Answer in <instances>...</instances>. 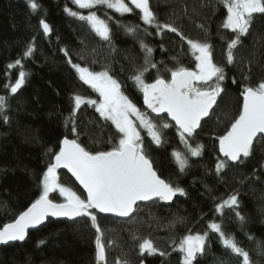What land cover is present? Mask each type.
<instances>
[{"label":"trees","instance_id":"16d2710c","mask_svg":"<svg viewBox=\"0 0 264 264\" xmlns=\"http://www.w3.org/2000/svg\"><path fill=\"white\" fill-rule=\"evenodd\" d=\"M36 2L40 9L33 12L28 0H0V96L6 100L0 113V226L11 222L38 198L42 174L52 158L49 149L58 151V142L64 135L73 138L65 128V119L73 107V94L97 98L79 80L69 59L94 71L109 69L142 111H145L142 94L129 78L144 65L141 41L153 48L151 59L159 70L149 68L145 73L147 82L158 74L168 78L167 69L177 66L172 57L187 67L193 63L185 41L176 33L167 30L158 33L154 27L145 25L136 14L139 10L121 15L106 6L79 9L72 0ZM65 7L84 15L95 12L108 24L110 41L102 40L86 22L69 16ZM150 7L160 23H172L185 37L211 44L214 62L225 67L227 79L223 83L227 95L218 99L215 114L202 121V128L193 140V146L203 145L202 155L189 156V167L184 172L179 171L171 156L173 150L183 151L175 128L162 130L160 146L152 143L145 131L141 132L156 170L174 186L184 188L187 195L177 196L170 203L140 204L128 219L98 215L107 264H116L118 259L129 264H181L182 254L175 250L173 241L178 243L189 230L208 232L206 251L198 256L199 264H241L239 258L223 247L218 234L208 228L211 222L221 224L225 234L234 236L257 264H264V255L258 254V249H264V142L254 143L252 155L242 158V163L228 162L221 173L215 171L218 160H224L217 151V137L226 131L237 113L242 76L250 75L253 85L264 80V20L255 21L251 34L243 38V46L235 50L234 64L228 65L226 45L233 34L222 27L226 10L217 0H150ZM41 19L49 24V35L43 32ZM135 25L139 26L135 34L125 30V26ZM145 29L151 34H146ZM30 45L34 49L32 56L22 60V70L27 74L25 84L12 94L5 85L15 83L21 68L8 65L21 59ZM232 79L238 83L233 84ZM4 116L8 117L7 122ZM76 120L83 146L90 151L111 148L108 141L114 126L100 118L93 107L82 106ZM57 174L63 186L84 196L65 172ZM232 194H238L239 206H225L217 212V205ZM52 196L56 202L61 201L58 194ZM237 211L243 221L237 217ZM134 235L141 240L151 239L166 255L159 252L140 255L139 241L133 239ZM95 237L88 218L48 219L44 225L30 230L25 241L0 247V264H96ZM41 240L45 243L39 244Z\"/></svg>","mask_w":264,"mask_h":264},{"label":"snow or ice","instance_id":"6c2138e0","mask_svg":"<svg viewBox=\"0 0 264 264\" xmlns=\"http://www.w3.org/2000/svg\"><path fill=\"white\" fill-rule=\"evenodd\" d=\"M79 9H92L96 6H106L121 15L136 13L145 25L154 27L157 32L167 30L176 33L185 41L193 60L192 66H184L177 60V66L167 69L168 78L157 75L152 82H147L145 73L149 68L157 69V64L152 62L153 48L141 41L145 51L144 65L135 69L129 77L134 87L142 94V111L133 100L122 90L121 83L105 68L100 71L82 67L80 64L69 63L78 78L97 94V98H85L80 94H73V107L65 119V128L69 135L58 142V151L51 152V161L47 164L42 174L38 198L21 211L11 222L0 226V245L9 242L25 241L30 228L45 223L48 218H88L92 228L95 229V260L96 264H107L106 245L103 241L104 233L98 222V214H113L118 217H131L139 208L140 202H171L177 196H186L184 188L173 185L162 178L154 167L153 160L147 153L144 137L141 130H145L151 142L157 146L163 143V129L175 128L179 143L183 151L173 150L171 156L178 165L179 171L184 172L189 167V156L199 157L203 152V145L193 146V140L202 128V121L211 118L218 107V99L227 95L224 81L227 79L225 67L217 65L213 59L212 46L208 42H201L185 37L172 23H160L156 14L150 7V0H72ZM131 4L134 7H130ZM217 4L226 10L222 27L233 34L226 45V63L235 62V50L243 46V38L251 34L257 19L264 20V0H217ZM28 5L33 12L40 9L36 0H28ZM64 11L72 17L86 22L91 30L104 41H110V28L105 20L100 19L95 12L83 15L65 7ZM45 34L51 32L48 23L43 19L39 21ZM138 25L125 26L129 34H135ZM201 28L204 26L201 25ZM146 34L147 29H145ZM30 45L23 52L22 58L10 63L8 68L19 66L21 70L14 84H6L12 94H16L25 84L26 73L23 71L22 60L30 58L33 54ZM65 55L68 53L65 51ZM251 64V61L248 62ZM157 71H159L157 69ZM250 72V69H249ZM233 84L238 82L232 79ZM239 97L241 103L237 113L230 122L226 131L217 137L218 151L226 159L218 160L215 166L217 174L228 167V162L242 163L243 159L252 155L254 143L264 142V80L255 85L250 82V75L242 76ZM6 105L5 97L0 96V113ZM82 106H91L100 118L114 126V133L109 138L112 145L109 150L90 151L79 141L81 132L78 130L76 115ZM152 114H155L154 117ZM165 115L167 119H165ZM7 122L8 117H3ZM160 121V123L154 122ZM206 122V121H205ZM67 169L82 186L85 196L77 194L71 188L59 182L58 170ZM52 194L62 197V202H56ZM227 206L238 207V194H232L222 203L217 205V212ZM237 217L243 221L244 217L237 211ZM208 228L218 234V238L226 250H230L241 264H257L249 251L242 248L234 236L225 234L221 224L211 222ZM208 232L189 233L175 240L173 244L182 254L181 264H199L198 256L205 254ZM138 240L140 255L147 252L149 255L159 252L166 255L154 246V242L145 237ZM43 240L39 244H44ZM113 241H108L111 246ZM258 254L264 255V249H258ZM116 264H129L127 260H117Z\"/></svg>","mask_w":264,"mask_h":264},{"label":"water","instance_id":"95a60500","mask_svg":"<svg viewBox=\"0 0 264 264\" xmlns=\"http://www.w3.org/2000/svg\"><path fill=\"white\" fill-rule=\"evenodd\" d=\"M42 28V27H41ZM43 30V29H42ZM50 34V33H49ZM49 34H46V35H49ZM142 105H143V98H142ZM143 107H144V109L146 110V107L143 105ZM155 114H152V116H154ZM165 117H166V115H165ZM167 118V117H166ZM207 118V117H206ZM205 118V119H206ZM216 144H217V151H218V139H217V142H216ZM59 150V149H58ZM218 154L220 155V157H222V158H224L223 156H222V154H220L219 153V151H218ZM224 159H226V158H224ZM230 162V161H229ZM231 163H233V162H231ZM58 171H63V172H65L69 177H70V179L75 183V185L82 191V193L84 194V196L86 195V193H84V191H83V189H82V186H80L79 185V182L75 179V177L71 174V172H69L67 169H63V168H61V169H59ZM60 202H62V201H60ZM149 202H151V201H149ZM172 202V201H171ZM144 203H148V202H140V204H144ZM166 203H170V202H166ZM30 206V205H29ZM26 209V208H25ZM24 209V210H25ZM23 210V211H24ZM98 215H101V216H111V217H115V218H121V219H128V218H130V217H118V216H115V215H113V214H104V213H99ZM48 219H52V220H66V221H73V220H68L67 218H53V217H50V218H48ZM77 219H80V218H77ZM76 219V220H77ZM47 221V220H46ZM46 221H45V223H46ZM44 223V224H45ZM44 224H42V225H44ZM42 225H39V226H37V228H39L40 226H42ZM37 228H30L29 229V231L30 230H35V229H37ZM21 242H23V241H16V242H9V244L10 243H21ZM2 246H5V245H0V247H2Z\"/></svg>","mask_w":264,"mask_h":264},{"label":"rangeland","instance_id":"374dc122","mask_svg":"<svg viewBox=\"0 0 264 264\" xmlns=\"http://www.w3.org/2000/svg\"><path fill=\"white\" fill-rule=\"evenodd\" d=\"M125 2H126V3L129 2V0H125ZM129 6L131 7L132 5L129 4ZM132 7H134V6H132ZM87 14H89V13H87ZM87 14H86V15H87ZM83 15H84V14H83ZM99 18H100V17H99ZM143 131H145V130H141V132H143ZM145 132H146V131H145ZM60 200L63 201V198L61 197Z\"/></svg>","mask_w":264,"mask_h":264}]
</instances>
